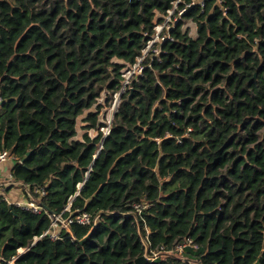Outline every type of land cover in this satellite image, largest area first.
<instances>
[{"label":"trees","instance_id":"obj_1","mask_svg":"<svg viewBox=\"0 0 264 264\" xmlns=\"http://www.w3.org/2000/svg\"><path fill=\"white\" fill-rule=\"evenodd\" d=\"M175 1L0 0V152L14 158L12 181L43 188L35 196L51 213L74 197L72 212L100 215L36 240L48 216L0 198V264H136L186 238L203 250L187 260L264 264V0L187 9L101 131L119 61L136 62Z\"/></svg>","mask_w":264,"mask_h":264},{"label":"built area","instance_id":"obj_2","mask_svg":"<svg viewBox=\"0 0 264 264\" xmlns=\"http://www.w3.org/2000/svg\"><path fill=\"white\" fill-rule=\"evenodd\" d=\"M181 1L182 0H176L173 4V7L168 10L166 14L159 16L158 20L156 21L154 34L150 37L146 47L142 51V55L136 60L135 63L119 61L123 65L121 71L123 77L122 86L120 91L116 94L112 105L110 107H107L109 108V110H107V120L102 122L104 126L101 127V131L104 133V137H106L110 133L112 120L121 102L122 96L132 90L134 85L137 84L140 78L143 76L145 68L147 66V60H153L154 58L160 57L165 43L173 42L175 40L173 36V31L178 26L180 20L182 19L187 9H189L196 3L200 4L203 7L202 0H195L192 3L186 4L182 7L180 4ZM101 99L99 101L100 103ZM101 148L102 145H100L99 149L101 150ZM9 159L14 160V158L9 154L8 151L0 152V163H4ZM82 185L83 183H81L78 188L80 189ZM23 187V199L10 202L8 199L1 197L3 189L2 185H0V198H3L9 204H14L18 207L25 208L27 210L32 211L33 213H45L48 216V218L50 219V227L47 231L44 232V234L36 238V240H40L44 237H48L51 240H58L61 239L62 234L64 232H70L71 227L74 225L88 226L94 228L100 220L99 214L93 215L87 211L72 212L71 205L74 197L71 198L70 203L65 207V209L61 213H51L39 203V198H41L46 193L43 188H36L35 191L32 192L28 185L24 184ZM35 193L39 194L40 197L37 198L35 196ZM147 207L148 204L145 202L137 203L134 205L135 213L141 214L143 210ZM146 245L149 246L148 240ZM187 249H191L194 252H203L202 248L197 243H195L193 239L186 238L180 241L176 245L175 249L172 251H167L163 246L157 249L148 248L144 256H146L149 263H152L158 259H164L173 256L187 261L188 264H200L197 261L185 259L184 255ZM13 263L14 261H10L7 263L5 262L3 264Z\"/></svg>","mask_w":264,"mask_h":264},{"label":"crops","instance_id":"obj_3","mask_svg":"<svg viewBox=\"0 0 264 264\" xmlns=\"http://www.w3.org/2000/svg\"><path fill=\"white\" fill-rule=\"evenodd\" d=\"M84 124L85 123L83 122V125ZM89 134L91 135V133ZM82 136L83 135H81V138L79 139H82ZM91 136L94 137L93 135ZM14 164L15 161L13 159L0 163V185H2L3 189L1 197L8 199L10 202L23 199V185L12 181V169Z\"/></svg>","mask_w":264,"mask_h":264},{"label":"rangeland","instance_id":"obj_4","mask_svg":"<svg viewBox=\"0 0 264 264\" xmlns=\"http://www.w3.org/2000/svg\"><path fill=\"white\" fill-rule=\"evenodd\" d=\"M185 29L187 31H189L190 35L192 37H196L197 36V26L196 24H194L193 22H186L185 24ZM106 96L104 95L103 96V99H101V103L102 104H106ZM109 108H107V106L103 109L102 111V114H101V118H100V121L103 122V121H106L107 120V114H108V111ZM85 125V124H84ZM83 121H82V118H80V121H79V137L78 138H81V135H83L85 133V130L83 129ZM91 135L95 136L97 135V132L95 130H90Z\"/></svg>","mask_w":264,"mask_h":264},{"label":"water","instance_id":"obj_5","mask_svg":"<svg viewBox=\"0 0 264 264\" xmlns=\"http://www.w3.org/2000/svg\"><path fill=\"white\" fill-rule=\"evenodd\" d=\"M23 161H25V158H24ZM88 237H89V236H88ZM88 237H86L85 239H83L80 243L85 242V241L87 240ZM136 264H149V261H148V259L146 258V256H142V257H140V258H138V259L136 260Z\"/></svg>","mask_w":264,"mask_h":264}]
</instances>
